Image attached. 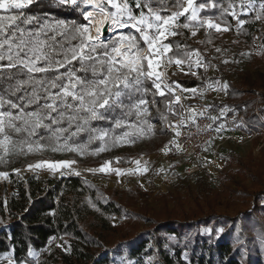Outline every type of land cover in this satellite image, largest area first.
I'll list each match as a JSON object with an SVG mask.
<instances>
[{"label":"trees","instance_id":"obj_1","mask_svg":"<svg viewBox=\"0 0 264 264\" xmlns=\"http://www.w3.org/2000/svg\"><path fill=\"white\" fill-rule=\"evenodd\" d=\"M144 2L154 9L162 8L158 0ZM240 2L241 0H195V6L206 5L200 9L199 19L212 20L227 27L229 32L236 34L247 45L252 36L253 16L241 15L239 19L244 20V24L235 30L234 16L231 14ZM229 4H232L231 9ZM225 9L229 10L226 12ZM81 11V2L68 5L61 4L59 0H35L28 8L13 9L7 13L17 15V20L6 28L4 36L14 33V43H19L20 33L23 31L25 40L44 41V51L53 59L63 60L65 54L70 56L69 50L80 43V37L74 29L84 24ZM174 11L177 8L163 9L161 14L167 15ZM258 15L264 17V10H260ZM185 19L186 16L181 17L179 24L186 23ZM175 31L177 35L169 36L164 41L172 45V51L167 57L173 58V61H186L193 51L202 54L207 45L222 44L219 34L211 29L201 31L200 43L194 42L182 27H177ZM2 38L4 37H0ZM262 43L264 49V35ZM141 47L143 48L142 43ZM2 51L7 54V45ZM103 52L104 49L98 47L94 55L100 56ZM44 63L41 61L40 66ZM8 64L6 58L0 61V97L21 107L23 104L19 98L26 93L30 94L34 86H39L30 82L16 91L19 81L28 80L29 75L34 81L47 80L56 75L55 71L29 74L22 66L8 68ZM79 69L80 62L76 60L59 71L64 73L72 70L77 76L91 77L90 71L85 73ZM219 69L223 70L221 64ZM224 80L228 86L225 98L215 100L209 112L226 109L229 116L243 114L246 122L257 131L259 128L264 129V123L254 113V108H257L259 114H264V76L254 79L247 73L238 82L227 78ZM177 83L183 88L203 85L194 78L179 79ZM140 87L142 91L134 93L131 100L121 98L129 107H115L105 113L107 119L90 121L86 131L67 140L69 145L82 146L83 151L78 152L85 157L84 161L78 159L73 150H67L66 155L60 152L62 150L52 151L51 148H42L39 157L22 158L27 153L29 144H32L31 148H36L33 142L46 145L55 143L56 135L67 138L76 131V124L82 121L73 122L69 128L65 118L59 125H52L51 129L38 128L33 136H28L27 132L17 133L12 128L6 129L8 146L3 153L1 149L0 154L10 162V187L7 190L0 186V264H10L4 259L10 251H13L17 264L31 260L29 253L41 249L47 236L52 233H58L62 237L66 251L59 248L50 250L37 264H115V258L122 255L134 261V264H264V145L259 149V157L255 160L250 157L246 162H236L238 179L234 183L232 181L235 188L228 185L222 187L223 194L239 198L244 207L234 214L215 210L212 204L214 191L199 175L194 176V190L191 189L188 178H180V185L174 193L162 196L163 207L157 212L149 208L147 194L135 185L125 190L107 191L93 181L75 175L57 179H38L35 175L18 178L16 172L36 160L70 159L89 166L103 162L106 157L93 159L100 148L114 149L117 137L123 133L136 131L138 126L146 128V119H138L136 109L131 107L141 98H147L151 104L152 118L164 121V113L158 111L157 105L160 104L163 108L170 100V95L166 93L158 96L151 80H145ZM144 89L147 91H143ZM39 95L44 97L45 93L40 91ZM44 102L41 99L38 104L25 107L24 111L37 110ZM19 110L11 108L9 103L0 108V112L10 111L13 115H17ZM116 121H120L122 125L117 127ZM15 123L20 125L21 121ZM57 127L68 131L54 133ZM105 132L108 134L101 140L99 135ZM63 142L61 139L60 143ZM130 162L129 155L120 154L117 164L127 166ZM246 180L249 181L248 185L245 184ZM181 189L185 190V198H189L192 208H183L184 198L179 195ZM168 203H172L171 209L167 207ZM113 217L123 219V223L113 224ZM141 223H147L148 226L142 227Z\"/></svg>","mask_w":264,"mask_h":264},{"label":"snow or ice","instance_id":"obj_2","mask_svg":"<svg viewBox=\"0 0 264 264\" xmlns=\"http://www.w3.org/2000/svg\"><path fill=\"white\" fill-rule=\"evenodd\" d=\"M59 2L61 4H77V0H59ZM86 2L96 11L95 13L88 11L83 14L84 19L89 21L88 24L86 26H77L74 29V32L80 37V43L77 47L71 48L69 50L71 55L69 56L66 53L63 60H56L50 57L44 51V41L39 39L31 42L25 40L23 31L20 33L19 43H14V33L5 37L6 28L15 24L17 15L0 16V37H4L0 39V61L6 58L9 61L8 68L22 66L29 74L48 73L49 71H55L56 73L55 76L47 80L34 81V78L29 75L28 80L18 82L16 91H19L22 85L30 82L39 86H34L30 94L26 93L24 97L19 98L23 107L17 103L5 101L3 97H0V108H3L5 103H9L11 108L20 109L17 115H13L10 111L0 112V135L4 137V140L0 143L9 141V137L6 134L7 128H12L17 133L27 132L28 136H33L38 128L51 129L52 125H59L67 118L69 128L73 122L82 121V123L76 124V131L71 133L69 137L62 138L56 135L55 143L46 145H41L38 141L33 143L37 149L51 148L52 151L73 150L82 152V146L69 145L67 140L71 136L86 131V126L90 121L107 119L105 113L115 107H129L124 104L121 98L126 97L131 100L134 93L142 91L140 86L145 80H151L156 92L161 96L165 95V91L161 88L164 82L161 79L162 72L160 69L164 66L162 61L167 57V53L172 51V45L164 41L168 40L169 36L177 35L175 31L177 27H190L188 23L179 24L180 17L190 13L188 18L191 21H199L198 26L202 27L206 24L208 29H215L217 32L229 30L227 27H221L220 24L213 23L212 20H199V11L206 5L195 6V0H175L172 7L177 8V11L167 15L161 14L162 8L157 7L154 9L149 3L143 5L144 8H147V14H145L143 9H141V0H135L136 8L141 9L138 16L133 14L127 0H123V2H118V0H86ZM105 2L110 4L115 11L109 13L104 6ZM166 2L167 0H158L159 4H165ZM31 3L32 0H0V10L8 13L13 9L28 8ZM248 6L249 8L251 7V5ZM231 8L232 4H229V9ZM260 8L264 10V3L260 4ZM229 9H225V11L227 12ZM231 14L236 16L234 11ZM97 17H101V19L97 21ZM259 18L257 16V19ZM4 21L8 22L7 25H5ZM96 23L99 26L95 28L96 36H93L90 29ZM106 24L113 29L131 28L135 33H139V38L132 34L121 35L110 44L104 43L100 41V36ZM238 24L242 25L243 21H238ZM192 35L195 36L196 31H193ZM141 41L146 45V48L141 47ZM5 45H7V54L2 51ZM98 47L104 49L103 54L100 56L94 55ZM22 52L23 56H21ZM195 55L198 56L199 54L196 53ZM76 60L80 62L79 70L85 73L90 71L91 77L87 75L83 77L77 76L72 70L64 73L59 71L66 64ZM41 61L45 62L42 66H40ZM166 63H173V58L167 57ZM174 63L179 66L184 61L175 59ZM195 65L200 67L201 61L197 59ZM193 75H195L194 72ZM227 87V84L222 85L225 90ZM52 89H58V91L53 92ZM164 89L169 93L172 92L170 85L164 84ZM40 91L45 93L44 97L39 95ZM143 91L147 90L144 89ZM190 91L195 93L197 90L191 89ZM41 99H44L45 102L39 105L37 110L24 111L25 107L38 104ZM179 99L180 97H176V102H179ZM146 104L147 101L141 98L131 107L136 109L137 115H141L147 112L146 107L141 108L142 105ZM211 119L215 120L216 118L211 117ZM15 121H21V124L17 125ZM45 121H50L51 123H44ZM120 124V121H116L117 127ZM65 131H68V129L57 127L54 133H63ZM107 134L105 132L99 138L103 140V136ZM177 135H179V132H177ZM92 138L96 137H90V139ZM41 139H45V137H41ZM61 139L64 140L63 143H60ZM119 139H122V137H117V140ZM31 147L32 144H29V148ZM103 150L104 148L99 149V151ZM73 163L75 161H45L30 164L28 168H47L52 172H56L70 168ZM137 165H139V161H137ZM89 171H115L117 175L122 174L119 170L109 169L107 164L99 170L92 169ZM141 171L146 172L147 169L145 168ZM76 174L79 175L78 172Z\"/></svg>","mask_w":264,"mask_h":264},{"label":"rangeland","instance_id":"obj_3","mask_svg":"<svg viewBox=\"0 0 264 264\" xmlns=\"http://www.w3.org/2000/svg\"><path fill=\"white\" fill-rule=\"evenodd\" d=\"M35 0H32L34 2ZM82 3V11L81 16L83 18L84 24L86 26L88 24V20L84 19L85 10L93 11L95 13L96 10L92 8L90 4L86 2V0H77V3ZM118 2H123V0H118ZM129 7L132 9L134 15H139L141 9L147 14V8H144L143 5L145 4L144 0H141V9L136 8L135 0H127ZM174 1L167 0L165 4H161L163 9H173L172 7ZM264 3L263 1L258 0H241L238 4L236 9L233 11L236 12V16L233 19V26L234 29H239L243 24L244 20L239 19L241 15H252V36L251 39L248 41L247 45L243 44L238 36L234 33L229 31H221L217 32L215 29H211L217 32L220 36L222 41L221 45L218 44H210L204 49V52L200 54L198 51H193L188 55V58L184 63L177 66L174 61L171 64H167L166 61H162L164 66L160 69L162 72V76L168 81V85L170 86H177L179 85L177 81L179 79H186V78H194L198 81L203 83L202 86L194 87V88H183V94L189 99V101L195 102L200 97V89L206 86L211 85V88L215 92L218 98L224 99L226 90L222 88V85L225 83V78L230 79L232 82H238L240 79L247 73L251 75L252 78L257 79L261 75L264 76V49L262 43V37L264 35V17L259 16L258 12L261 10L260 4ZM68 5H72L71 3H67ZM248 5H251L249 8ZM106 10L111 13L114 12L115 9L111 7L110 4L104 3ZM109 7L111 10H109ZM262 11V10H261ZM8 14L5 13L3 10H0V16H7ZM190 13L186 15V23L190 25L189 28H184L187 30L189 37L196 43L201 42V31L210 30L207 28V25L198 26L199 21H191L188 17ZM257 16L260 18L257 19ZM92 19V18H89ZM181 17L179 18V20ZM201 20V19H199ZM207 21V20H203ZM238 21H243V24H238ZM213 22V21H212ZM6 24L7 21H4ZM179 23V21H178ZM214 23V22H213ZM222 27V26H221ZM183 28V27H182ZM91 35L96 36L95 27L94 25L91 26ZM196 31V35L193 36L192 32ZM135 31L131 28L125 29H118L108 31L107 27L104 28L102 34L100 36V41L104 43H111L112 41L116 40L121 35H134ZM143 44V42L141 41ZM143 48H146V45L143 44ZM219 49V51H217ZM198 53L199 55H195ZM168 54V53H167ZM167 59V57H166ZM199 59L201 61V66L196 67L195 61ZM212 63L214 65V73L209 74L206 78L205 75V66L208 63ZM220 64L223 66V70L219 69ZM191 65V66H190ZM193 72L195 75H193ZM162 79V77H161ZM152 82V81H151ZM153 86V83H152ZM180 87V86H179ZM155 89V87L153 86ZM162 90L164 89V84L161 85ZM191 89H196L195 93L191 92ZM156 91V89H155ZM157 93V92H156ZM158 96H161L157 93ZM144 100H147L144 99ZM215 99H210L209 103H213ZM147 108V112L141 115H138V119H146V128L142 126H138L136 131L133 132H125L119 137L122 139L117 140L116 146L114 149H107L103 151H98L96 154L93 155V159L96 158H103L106 159L95 166H89L77 163L71 164L70 168L61 169L56 172H52L47 168H40V169H29L28 166L30 164H35L38 162H60V161H74V160H60V161H51L47 159L36 160L32 163L26 164L21 170L17 171L18 178H26L30 175H35L38 179H46V178H60L64 176L75 175L79 176L88 180L93 181L95 184L103 188L104 190L110 191H120L116 190L112 187V179L113 178H120L122 175H117L115 171H108V172H100V171H89L92 169L99 170L100 168L104 167L106 164L108 165L109 169L119 170L121 173L127 168L131 167L136 171H139L141 174V181L137 183L135 186L140 190L144 191L147 194V205L153 211L157 212L163 207V203L161 201L162 196L166 194L174 193L175 189L179 187V179L182 177H178L174 180L173 183L169 184L168 186L159 189L157 188L158 184L156 182V173L162 168V159L164 157H171L174 156L176 153V148L170 145L171 139L167 136L163 135V131L155 130L154 126L152 125V118L150 117V104L147 102L146 105H142L141 108ZM255 109V108H254ZM161 111V110H158ZM217 113V112H216ZM215 114V113H214ZM218 115H215L217 118ZM150 119V120H148ZM260 119L264 123V114H260ZM122 125V124H121ZM102 134L99 135V137ZM264 134L261 131L260 133H256V139L250 145H236L231 143L230 141H224L220 146L219 156L222 162V167L217 171H212L209 173H205L200 175L214 191V202L212 203L215 210L217 212H227L229 214H234L237 211L242 210L244 207L241 204L239 198L233 196L228 197L222 192V187L225 185L230 186L231 188H235L234 180H237V173H236V162L243 161L246 162L250 159V157L255 160L259 157L258 153L255 152V147L257 141H264ZM4 140L3 135H0V142ZM7 143H0V150L3 151L7 149ZM16 152L15 149L12 150ZM42 149L37 148H29L27 153L22 156H33L39 157L41 156ZM63 154L67 155V150L60 151ZM75 155H77L78 159L83 160L85 157L82 156L78 151H73ZM120 154L129 155V160H131L130 164L127 166H121L117 164V161L120 158ZM25 159V158H24ZM137 161H139V165H137ZM10 166V162L7 157H3L0 154V186L6 187L9 190L10 182L8 179V167ZM147 169L146 172L141 171L142 169ZM140 169V170H138ZM79 173L77 175L76 173ZM6 174V175H5ZM195 178L196 177H188V182L191 185V189H195ZM249 181L246 180L245 184L248 185ZM159 190V191H158ZM185 190L181 189L180 194L183 200V208L188 209L192 208V203L190 202L189 198H185L184 194ZM186 193V192H185ZM167 207L171 209L172 203H168ZM7 221V220H6ZM113 224L123 223V219L118 217H113L112 219ZM142 227L148 226L147 223H141ZM59 248L63 251H66V245L63 242L61 237L60 242L53 248ZM52 249V250H53ZM25 264L33 263L32 260L30 261H23ZM35 264V263H33ZM115 264H134V261L128 260L124 255L115 258Z\"/></svg>","mask_w":264,"mask_h":264},{"label":"built area","instance_id":"obj_4","mask_svg":"<svg viewBox=\"0 0 264 264\" xmlns=\"http://www.w3.org/2000/svg\"><path fill=\"white\" fill-rule=\"evenodd\" d=\"M134 35L139 38V33H134ZM212 73H214V65L209 62L205 68L204 77L206 78ZM162 80L164 84L168 85L164 76H162ZM171 87V93L165 89V94L170 95V100L163 108L160 104L157 105V109L164 113V121L152 118L153 109L149 101L146 100L150 104V117L155 130H162L163 135L172 140L170 145L176 148L174 156L162 159L163 166L155 177L157 188L162 189L168 186L178 177L188 178L217 171L222 167L219 151L224 141L228 140L240 146L250 145L256 139V133L262 131L264 134V129L259 128L257 131L250 126L243 114L235 113L229 116L226 109L219 110L215 114L210 113L209 109L212 103H209V100H223L217 97L211 87L201 88L199 99L192 103L183 94L182 87ZM176 97H180L179 102H176ZM254 113L260 118L257 108L254 109ZM215 115L218 117L215 120L211 119ZM263 145L264 141H257L254 151L258 153ZM140 181V172L127 167L120 178L112 179V187L116 190H125ZM60 239L61 236L58 233L47 236L44 246L36 251L31 259L33 263L37 264L60 242Z\"/></svg>","mask_w":264,"mask_h":264},{"label":"crops","instance_id":"obj_5","mask_svg":"<svg viewBox=\"0 0 264 264\" xmlns=\"http://www.w3.org/2000/svg\"><path fill=\"white\" fill-rule=\"evenodd\" d=\"M34 255H35V251H31V252L29 253V257H30L31 259L34 257ZM4 259H5L8 263H10V264H17V263L15 262V259H14V256H13V251H10L9 254L6 255V256L4 257ZM18 264H25V263H24V262H20V263H18ZM31 264H33V263H31Z\"/></svg>","mask_w":264,"mask_h":264},{"label":"bare ground","instance_id":"obj_6","mask_svg":"<svg viewBox=\"0 0 264 264\" xmlns=\"http://www.w3.org/2000/svg\"><path fill=\"white\" fill-rule=\"evenodd\" d=\"M86 12H88V10H85ZM97 19V21L99 20V19H101V17H97L96 18ZM94 25V27L96 28L97 26H99V24L98 23H96V24H93ZM107 27V29H108V31H112V30H118V29H113V28H111V27H108V25L106 24L105 26H104V28H106Z\"/></svg>","mask_w":264,"mask_h":264}]
</instances>
